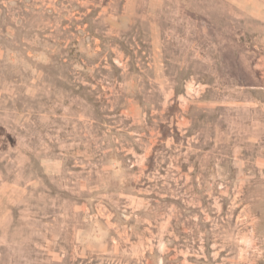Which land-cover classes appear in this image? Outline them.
Here are the masks:
<instances>
[{
	"label": "rangeland",
	"instance_id": "374dc122",
	"mask_svg": "<svg viewBox=\"0 0 264 264\" xmlns=\"http://www.w3.org/2000/svg\"><path fill=\"white\" fill-rule=\"evenodd\" d=\"M0 0V264H264V0Z\"/></svg>",
	"mask_w": 264,
	"mask_h": 264
},
{
	"label": "crops",
	"instance_id": "0c3cea01",
	"mask_svg": "<svg viewBox=\"0 0 264 264\" xmlns=\"http://www.w3.org/2000/svg\"><path fill=\"white\" fill-rule=\"evenodd\" d=\"M231 4V2H229L228 0H227V5H230Z\"/></svg>",
	"mask_w": 264,
	"mask_h": 264
}]
</instances>
